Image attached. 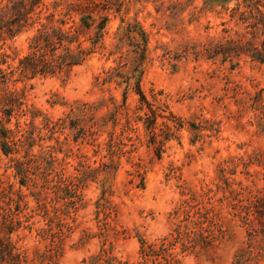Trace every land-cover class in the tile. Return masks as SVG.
I'll list each match as a JSON object with an SVG mask.
<instances>
[{
  "label": "rangeland",
  "instance_id": "374dc122",
  "mask_svg": "<svg viewBox=\"0 0 264 264\" xmlns=\"http://www.w3.org/2000/svg\"><path fill=\"white\" fill-rule=\"evenodd\" d=\"M261 206L264 0H0V264H232Z\"/></svg>",
  "mask_w": 264,
  "mask_h": 264
},
{
  "label": "trees",
  "instance_id": "16d2710c",
  "mask_svg": "<svg viewBox=\"0 0 264 264\" xmlns=\"http://www.w3.org/2000/svg\"><path fill=\"white\" fill-rule=\"evenodd\" d=\"M138 93L142 95L140 91ZM256 211L259 215V220H257V222L260 225L261 232L264 233V206L257 208ZM248 221L250 222L251 220ZM170 236H172V234H170ZM170 238L165 237L157 247L153 244H142L139 259L136 264H140L141 261H146L148 257L155 254L157 249H163L165 244L171 240ZM14 257L18 258L19 261V254H14ZM11 258L13 257L11 256ZM164 264H181V260L177 254H168V256L166 255L164 258ZM232 264H264V245L253 250L252 244H250L249 241L246 242L245 246L236 254Z\"/></svg>",
  "mask_w": 264,
  "mask_h": 264
}]
</instances>
